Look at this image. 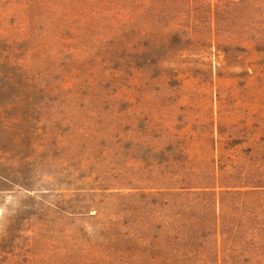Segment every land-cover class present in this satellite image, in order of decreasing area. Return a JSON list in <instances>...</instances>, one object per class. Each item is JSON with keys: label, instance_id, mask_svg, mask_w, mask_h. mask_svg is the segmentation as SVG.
<instances>
[{"label": "rangeland", "instance_id": "rangeland-1", "mask_svg": "<svg viewBox=\"0 0 264 264\" xmlns=\"http://www.w3.org/2000/svg\"><path fill=\"white\" fill-rule=\"evenodd\" d=\"M0 264H264V0H0Z\"/></svg>", "mask_w": 264, "mask_h": 264}]
</instances>
